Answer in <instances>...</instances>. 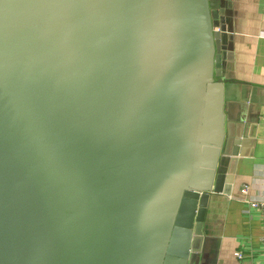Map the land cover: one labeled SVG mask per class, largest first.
I'll return each mask as SVG.
<instances>
[{"label": "water", "instance_id": "water-1", "mask_svg": "<svg viewBox=\"0 0 264 264\" xmlns=\"http://www.w3.org/2000/svg\"><path fill=\"white\" fill-rule=\"evenodd\" d=\"M230 8L0 0V264H200L257 123Z\"/></svg>", "mask_w": 264, "mask_h": 264}, {"label": "crops", "instance_id": "crops-1", "mask_svg": "<svg viewBox=\"0 0 264 264\" xmlns=\"http://www.w3.org/2000/svg\"><path fill=\"white\" fill-rule=\"evenodd\" d=\"M230 9L233 40L226 73L236 84V92L251 100V116L257 123L237 160L230 196L208 199L203 250L194 260L264 264L261 215L250 205L264 201V0H231ZM243 187L246 193L242 195Z\"/></svg>", "mask_w": 264, "mask_h": 264}, {"label": "built area", "instance_id": "built-area-1", "mask_svg": "<svg viewBox=\"0 0 264 264\" xmlns=\"http://www.w3.org/2000/svg\"><path fill=\"white\" fill-rule=\"evenodd\" d=\"M240 193L243 195L246 193V188L243 187L240 191ZM251 207L256 208L261 215V224H262V236L260 238L261 243L264 245V201L263 202H251ZM239 257V255L237 254Z\"/></svg>", "mask_w": 264, "mask_h": 264}]
</instances>
